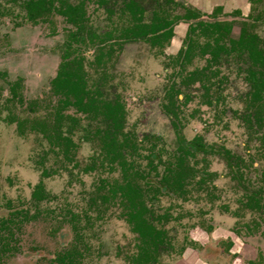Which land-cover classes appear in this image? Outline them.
<instances>
[{"label": "rangeland", "instance_id": "obj_1", "mask_svg": "<svg viewBox=\"0 0 264 264\" xmlns=\"http://www.w3.org/2000/svg\"><path fill=\"white\" fill-rule=\"evenodd\" d=\"M99 1L88 2V32L84 37L87 44L80 45L81 56L85 58L87 88L95 98L121 100L125 106V131L140 143L138 148L126 151L125 165L129 167L130 163L131 171L144 172L154 178L156 172L162 174L164 171L163 162L175 161L180 151L177 126L162 107L168 101L164 97L165 88L179 69L178 64L166 56V50L179 46V41L152 44L141 39L122 42L118 36L124 28L134 27L132 14L128 9L124 10L123 0ZM134 1L141 6L142 10L138 12L142 23L148 25L155 20L156 13L169 20L186 13L181 6L166 0ZM54 21L53 24L33 23L26 19L19 4L0 0V71L6 72V76H0V224L14 209H35L32 192L40 180L50 195L36 207L43 211L39 218L26 222L23 230L18 232L22 250L6 264H49L45 257H51V249L71 237L67 221H63L69 214L67 208L72 206L76 212L86 209L101 179L114 185L125 181L126 167L100 149L102 141L97 130L106 127L101 115L90 118L81 115L84 125L82 129L75 128L73 133L78 145L73 161L57 154L49 141L40 132L33 131L30 125L23 131L17 126V116L25 118L47 111L51 80L57 73L68 39L64 18L55 15ZM180 26H176L177 33L181 31ZM238 30L239 24L235 23L234 36H238ZM259 33L264 35V24L259 27ZM94 34L111 37L101 47ZM118 39L120 41H115ZM208 39L213 40L211 36H200V44H206ZM100 48H104L101 56ZM252 61L240 50L222 55L220 63L216 64L220 72L212 76V80L223 77L218 106L213 107L206 101L205 86L213 91V81H190L181 86L184 93L180 95L178 116L174 118L187 141L202 136L207 143L226 146L234 154L244 157L250 166L245 168L243 178L238 179L219 155L201 152L187 157L188 164L215 175L213 180L202 185L196 182V177L190 176L186 193L176 196L156 193L153 200L152 187L139 178L137 182L145 194L142 201L154 214L156 226L165 229L172 242L162 245L146 258L141 255V238L127 220L128 203L117 195L103 204L99 202L103 216L94 221L93 229L90 227L85 231L92 246L87 264H243V261L248 264L264 258V213L243 203L247 192L242 183L250 189L264 187L260 172L264 169V148L260 139L264 125L252 126L244 119L247 113L255 110L250 104L248 106L250 94H247L248 69L252 64L257 65ZM205 64L206 59L196 52L179 69V74L184 76ZM179 74L175 76L176 81L181 80ZM18 78L22 80L19 91L24 102L19 98L9 100V82ZM31 100L39 101L36 111L30 110ZM68 126L69 122H65L63 129L66 131ZM86 127L92 130H89L90 140L83 138ZM146 135L158 139L157 147L151 148V143L144 139ZM152 151L155 152L153 164L157 166L156 170L149 164ZM95 157L98 158L96 166L85 171L86 165L92 164ZM127 170L130 172L129 168ZM90 213L97 216L94 210ZM163 214L168 218H161ZM209 222L217 225L215 236L223 241L219 244L203 241L195 246L191 241L193 227L207 226ZM243 222L253 226L258 222L261 227L255 230L254 237H237L229 232ZM53 227L61 230L56 235L51 234ZM228 234L237 241L236 245H229ZM38 245L39 248L34 249ZM191 246L196 248H187Z\"/></svg>", "mask_w": 264, "mask_h": 264}, {"label": "flooded vegetation", "instance_id": "obj_2", "mask_svg": "<svg viewBox=\"0 0 264 264\" xmlns=\"http://www.w3.org/2000/svg\"><path fill=\"white\" fill-rule=\"evenodd\" d=\"M104 1V0H103ZM10 3V1H7ZM89 0H87L86 3V16L88 17L87 12V5ZM101 2V1H99ZM128 2V0H123L124 3V10H129V12L132 14L131 23H134V27L130 26L127 28H124L123 32L118 36V38L122 41H138L141 39H145L148 42L153 43H161V42H170L174 41V43L178 42L179 46H173V48H169L166 50V56L169 55L176 64H178V68H182L185 66V64L192 59V55L196 52H199L202 57L206 59V64L202 66L200 69H195L192 72H189V74H179V69L175 71L173 74V78L170 80L169 84L165 88L164 97L168 99L167 102H164L162 104V107L164 111L174 120V124L177 126V132H178V140H179V149L180 151L176 155V160L173 162H163L164 163V171L162 174L155 173V177L152 178L151 176L147 175L144 172H138L137 170L131 171V164L129 163V167H127L125 162V154L128 149L138 148L140 143L137 138H135L134 135L131 133H128L125 131V123H124V116H125V106L122 104L121 100L119 98H115L113 100H104L101 97L95 98L90 93V90L87 88V72L84 68V62H83V69L85 72V87L88 91V99H94L97 103L103 104V103H110L111 105H119L121 109V115L118 119L119 127L116 126V122L112 121L111 118L105 116L102 112L94 110H90L88 108V111L85 112H77L76 108L70 107L65 112L67 114H71L77 117V122L73 123L70 120H66L65 122H69V126L67 130L64 131L66 134H69L75 143V146L72 148H69L70 152H68V156H66L57 146L51 145L52 148L56 149L57 154H61L64 156V158L73 161L75 159V151L78 145L76 144V141L73 137V133L75 132V128H81L83 127L84 118L85 117L90 118L94 116L103 117L106 127L104 130H97V134L99 133L101 141H102V148L101 151L105 152L106 156L112 159L113 161H117L123 165L124 171H125V181L121 184H111L106 179H101L100 182H98L95 191H94V197L91 198L90 202L86 205V209H82L80 212H76L74 208L69 207L68 209V215L65 216L63 221H67V225L69 227V234L70 239H67L66 241H61L60 246H56L54 249H51V257L45 259L49 262V264H87V258L91 252L92 246L90 239L86 238L85 231L91 227V229L94 228V221L97 218H100L103 216L102 213H100L102 210L101 204H103L108 198L110 197H116L117 195H120V197H123L126 199L128 203V215L127 220L132 225V228L134 231L139 235V232L135 229V219H130V212L132 210L131 203L127 199V196L124 194L125 186L130 183L134 186L138 184L137 180L139 178H143L145 180V184L149 185V182H152L154 184L160 185V183L163 180H166L170 185H177L179 186L176 188L175 191H172L170 188L165 187V189L162 188L163 193H159L155 190L154 186L149 185L152 187L153 191V200L155 199L156 193L159 194H167L170 196H176L181 193H186L189 177L193 176L196 177V182L198 184H204L208 180H213L214 172H209L206 169H198L191 164H188L187 157L193 156L197 153H213L216 155H219L229 166L231 171L238 177V179L243 178V173L245 168H248L250 165L247 163V160H245L244 157L241 155L234 154L228 147L223 145H215V144H209L205 140H203L202 136H196L194 139L187 141L183 133L181 132V126L180 124L174 119L178 116V109H179V102H181L180 95L184 93L182 89V85H187L190 81L195 80H201L203 82L206 81H213L211 82L214 84L213 91H210L209 86L206 87V101L208 104H210L213 107L218 106L220 101V91L223 83V77H217L216 79L212 80L213 77L217 76L220 72L218 69V65L220 63V60L222 58V55L224 54H231L233 52H236L237 50H240L242 52L247 53V56L257 63V65L252 64L249 70V90L247 91V94H250V99L248 101L251 107H253L254 111L251 113H247V115H243L244 119L249 122L250 125H257V126H263L264 125V35L259 33V27L264 24V0H173L169 1L166 0V2H170L173 4H177L185 9L186 13L178 17L176 19H173L172 23L169 27L162 29L157 32L158 35H160L162 32L174 28V34L172 38L169 37H161L158 40H152V33H149L145 36L140 37H129L125 38L122 35L127 33H130L131 31H127L128 29H137L138 24L140 26L147 25L145 23H142V18L140 17V20L137 22L134 19V16H139L141 6L135 4L134 6V12L131 10L125 3ZM13 3V2H11ZM16 4V3H15ZM20 5V1L17 3ZM20 7L25 11V9L20 5ZM8 9V8H7ZM188 9L192 10L193 14L188 15L189 11ZM136 10V11H135ZM157 17V18H156ZM159 18H166L169 20L166 16H163L161 14L156 13L155 14V20L151 22L154 23ZM64 18V17H63ZM89 21V18H88ZM88 21L86 23V28L84 30V33L82 34V38L84 39L86 33L88 32ZM55 22V21H54ZM64 22L67 24L68 28L67 31L69 32L71 29H74L72 24L67 23L64 19ZM220 24L219 26H209L208 24ZM239 24V30H238V36L233 35V27L234 24ZM150 24V25H151ZM180 26L181 31L180 33H177L176 26ZM148 29V27H146ZM125 32V33H124ZM95 38L98 39V42L101 44V47H104V43L110 39L111 35L108 36V38L100 37L97 34H94ZM211 36L213 40H209L206 44L202 45L200 44L199 38L200 36ZM189 36V38H188ZM251 37H253L251 39ZM104 38L105 42H100V39ZM115 41H120V40ZM250 40H253L252 44H250ZM85 41V39H84ZM181 41V42H180ZM67 42V41H66ZM65 42V44H66ZM95 42V40H94ZM87 44V42H84ZM180 43V44H179ZM168 44V43H167ZM81 46L83 43L80 44ZM79 45V53L81 56V46ZM226 45V48L223 49L221 46ZM190 47V53L188 58L185 55V52L189 50ZM104 48H100L101 54L103 53ZM183 53V54H182ZM181 55V58L179 59V56ZM100 56H98L100 58ZM85 58H83L84 61ZM252 61V62H253ZM61 63V62H60ZM60 65V64H59ZM59 69V67H58ZM215 69V70H214ZM181 70V69H180ZM5 73L6 72H1ZM58 73V70H57ZM56 75L52 78V80L57 76ZM181 76L180 81H176V75ZM2 76V75H1ZM6 76V75H4ZM213 76V77H212ZM21 79H16L11 82H16ZM52 80H51V86H50V93H52ZM22 81V80H21ZM9 82V84L11 83ZM204 84V83H203ZM173 88V90H171ZM10 90V89H9ZM172 91V92H171ZM177 94L178 100H175L176 95L173 97L174 99V110L175 113L170 112L168 109L173 108L171 106V99L172 97L170 94ZM23 97V96H22ZM51 100L54 102V104L57 102V97L52 96ZM75 110V112H71L72 110ZM257 109V110H256ZM83 114V116H81ZM242 116V117H243ZM63 123V124H64ZM259 128V127H257ZM261 129V128H259ZM70 130V133L68 131ZM89 128H83V131L86 133V136L83 135V138H87L90 140L91 135H89V132L92 131ZM34 131V130H33ZM36 131V130H35ZM38 132V131H37ZM114 134V135H113ZM102 135V136H101ZM148 142L151 143L152 147H157L159 144L158 139L155 136H145L144 138ZM260 139L263 142V148H264V130L263 134L261 135ZM143 141V140H141ZM109 148V149H108ZM190 150V151H188ZM154 151L150 153L149 156H152L155 158ZM264 156V151L262 153ZM151 158V157H150ZM98 158H93V162L90 165H86L85 171H90L92 168L96 166V161ZM154 160L149 162L151 165L150 168L153 170L157 169V166L153 164ZM255 161V160H253ZM252 161V166L254 167V162ZM161 162V160L159 161ZM129 168V171L127 170ZM47 173L46 171H44ZM127 172L129 173L127 175ZM261 176L264 180V169L260 171ZM244 188L247 192V199L245 202H243L246 206L250 207L251 209L259 210L264 213V187L259 189H250L247 186ZM139 185V184H138ZM140 186V185H139ZM163 186V185H162ZM42 190V193H37L36 190L38 189ZM141 188V186H140ZM141 199L142 201L143 197L145 196L143 189L141 188ZM32 198L35 203V209L30 210L28 208H18L14 209L10 212V217L5 218L1 221L0 224V264H6L8 259L12 258L19 252H21V238L18 236V232L20 233L26 222H30L31 220L38 219L39 216L43 213L42 210L39 208H36L38 204L42 200H46L50 198V195L45 191V184L42 180H40L34 187L32 192ZM101 198L103 201H101ZM101 202V204L99 203ZM144 207L146 208V212L143 214V217L145 218L147 223L153 224L154 223V214L151 210L144 204L142 201ZM91 210H94L97 212V216L93 217L90 213ZM53 211V210H52ZM50 211V212H52ZM103 212V211H102ZM168 218L167 214H163L161 218ZM61 221V220H60ZM259 222V221H258ZM255 222V225H251L248 222H243L240 226L234 227L233 230H229V232H233L236 234V236H250L254 237L257 229L261 227V223ZM257 223V224H256ZM259 224V225H258ZM157 227V226H156ZM158 228V227H157ZM217 225L213 224L212 222H209L207 226L196 225L193 227L191 231V241L195 244V246H198L197 244H202L203 241L206 243H217L219 244L220 241H223V238H216V229ZM162 229V228H160ZM58 230H61L60 228L53 227L51 230V234H55L58 232ZM165 231V229H162ZM240 232H244L245 235H241ZM264 233V231H263ZM229 235V234H228ZM167 237V235H166ZM227 238H230L231 236H226ZM205 239V240H204ZM209 239H212L210 242ZM167 240L170 242V239L167 238ZM229 245H236L237 241L233 238H230L228 241ZM166 243V244H169ZM207 245V244H206ZM40 245L36 246L34 249H38ZM191 250L195 249L196 247H187ZM216 249H219L218 246H216ZM217 252V251H215ZM216 255V254H215ZM238 257H241L238 255ZM237 257V258H238ZM206 264H209L206 262ZM240 264V263H239ZM243 264H246L245 261H243ZM248 264H264V258H262L261 261H249Z\"/></svg>", "mask_w": 264, "mask_h": 264}, {"label": "trees", "instance_id": "obj_3", "mask_svg": "<svg viewBox=\"0 0 264 264\" xmlns=\"http://www.w3.org/2000/svg\"><path fill=\"white\" fill-rule=\"evenodd\" d=\"M13 3H18L25 9V17L28 21L33 23H54L55 15H61L64 17L67 23L72 24L74 29H71L68 32V39L65 44L64 52L62 54V60L59 65L57 76L52 80V93L49 96V103L46 105L45 109L47 110L43 115L35 114L33 116H27L25 118L16 117L17 126L20 131H23L25 126L30 125L32 130L40 132L51 145L57 146L66 156L70 152L69 148L75 146L73 138L66 134L63 130V123L66 120H70L73 123L77 122V117L71 114H67L65 111L70 107L76 108L77 112H85L94 110L95 112L100 111L105 116L112 119L118 125V119L120 117L121 109L120 106L111 105L110 103H97L93 98L88 99V91L86 90L85 83V72L83 69V56H80L79 45L84 43L82 34L86 28V23L88 17L86 16V3L87 0H6ZM103 2V0H100ZM173 1V0H169ZM131 10L134 12V6L136 2L134 0H128L125 3ZM136 11V10H135ZM189 14L192 15L193 11L188 9ZM157 18V17H156ZM134 19L138 22L140 20L139 16H134ZM172 20H167L166 18H159L156 22L151 25H138L137 29H128L130 33L123 34L125 38L129 37H140L145 36L149 33H152V40H158L161 37L172 38L174 34V28H170L160 35L157 34L158 31L165 29L170 26ZM209 26L220 25L217 24H208ZM148 27V29H146ZM125 33V32H124ZM189 38V36H188ZM253 37H251L252 39ZM92 42H94L92 40ZM100 42H105V39H100ZM253 40H250L252 44ZM223 49L226 48V45L221 46ZM190 47L187 52H185L186 57L188 58L190 53ZM183 54V53H182ZM181 55L179 56V59ZM4 76V73H0V76ZM21 80L16 82H11L9 84L10 89V98L18 99L20 102H24V99L20 93ZM173 90V88L171 89ZM172 92V91H171ZM178 100L177 94L171 93V106L169 108L170 112L175 113L174 110V99ZM52 96L57 97V102L51 100ZM30 110L36 111L39 101L31 100ZM70 133V130L68 131ZM114 135V134H113ZM109 149V148H108ZM190 151V150H188ZM151 162L154 160L150 156ZM149 185L154 186L155 190L159 193L162 192V188L165 189L166 185L172 191H175L179 186L170 185L166 180H163L160 185L149 182ZM163 185V186H162ZM141 188L140 186L133 185L128 183L125 186L124 194L127 196V199L131 203L132 210L130 212V219H135V229L139 232L141 238V255H145V258L152 253H155L162 245L169 243L166 237L164 230L157 228L155 225L147 223L143 214L146 212L141 199ZM37 193H42V190L39 188L36 190ZM142 262V260H141Z\"/></svg>", "mask_w": 264, "mask_h": 264}]
</instances>
